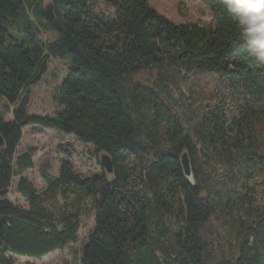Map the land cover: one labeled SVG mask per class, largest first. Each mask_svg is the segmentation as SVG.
Returning <instances> with one entry per match:
<instances>
[{"label": "trees", "instance_id": "1", "mask_svg": "<svg viewBox=\"0 0 264 264\" xmlns=\"http://www.w3.org/2000/svg\"><path fill=\"white\" fill-rule=\"evenodd\" d=\"M0 0V264L41 259L94 229L75 264H264V65L246 51L222 0H200L214 27L173 25L147 0ZM187 0L177 11L187 17ZM54 32L49 40L39 33ZM72 68L57 89L61 110L27 115L28 88L49 57ZM74 135L107 153L112 176H83L62 160L24 175L35 146L15 155L22 129ZM186 151L195 185L185 178ZM15 190L27 208L12 202ZM91 198L90 210H86ZM33 264V263H27Z\"/></svg>", "mask_w": 264, "mask_h": 264}, {"label": "rangeland", "instance_id": "2", "mask_svg": "<svg viewBox=\"0 0 264 264\" xmlns=\"http://www.w3.org/2000/svg\"><path fill=\"white\" fill-rule=\"evenodd\" d=\"M183 0H147L149 6L153 11L162 15L169 23L173 25H181L184 23L201 25L205 28L214 27V21L211 13L206 9L205 5L200 0H187V17H182L178 8ZM93 9L112 16L115 9L109 3L103 0H90ZM50 0L42 2L45 7L50 4ZM39 37L44 40L54 38L55 34L51 31L42 29ZM69 57H49L47 69L40 79L28 88L27 115L45 116L54 115L60 112L61 106L56 102L57 89L62 84L65 76L72 68ZM7 100L0 96V116L4 117L6 121L12 120L11 112H4V106ZM75 136L62 131L51 130L39 127L38 125H27L22 129V138L15 150V155L24 152L31 146H35L34 151V166L25 173V177L31 180L35 189L42 190L45 186V181L40 176L42 167L46 166L47 171L52 175H57L59 166L62 160H69L73 163L77 172L83 176L100 175L104 170L100 165L99 156L93 152L91 144L80 143ZM16 178L13 177L8 189V198L17 205L27 208V202L15 190ZM91 198L87 199V211L90 210ZM94 209H91V215H86L84 212L82 216L81 227L76 237L78 241L70 243L65 248L56 252H52L41 259L10 255L14 260V264H75L81 254V248L85 244L90 232L94 229Z\"/></svg>", "mask_w": 264, "mask_h": 264}, {"label": "clouds", "instance_id": "3", "mask_svg": "<svg viewBox=\"0 0 264 264\" xmlns=\"http://www.w3.org/2000/svg\"><path fill=\"white\" fill-rule=\"evenodd\" d=\"M251 57L264 65V0H222Z\"/></svg>", "mask_w": 264, "mask_h": 264}, {"label": "water", "instance_id": "4", "mask_svg": "<svg viewBox=\"0 0 264 264\" xmlns=\"http://www.w3.org/2000/svg\"><path fill=\"white\" fill-rule=\"evenodd\" d=\"M44 13H45V16L48 18L49 21H51L52 23L55 22L56 16H54L55 13L53 11L52 4H47L44 7ZM4 145L5 144L3 141V137L0 135V148L3 149ZM179 159H180L179 161H180V165L182 168L181 171H183V174H184L185 178L189 181V183H191L194 186L195 180H194L192 170H190L191 169V163H190V160L188 158V154L185 150L181 152V156ZM98 162H100V165L103 168L105 174L112 176L113 162L111 161V157L105 152L100 153Z\"/></svg>", "mask_w": 264, "mask_h": 264}]
</instances>
